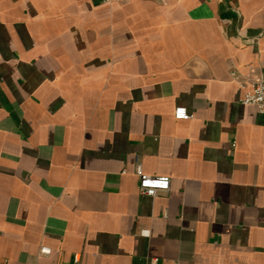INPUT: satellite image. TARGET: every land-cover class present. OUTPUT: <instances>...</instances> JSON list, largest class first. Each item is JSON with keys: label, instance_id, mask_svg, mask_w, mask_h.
Instances as JSON below:
<instances>
[{"label": "crops", "instance_id": "obj_1", "mask_svg": "<svg viewBox=\"0 0 264 264\" xmlns=\"http://www.w3.org/2000/svg\"><path fill=\"white\" fill-rule=\"evenodd\" d=\"M260 79L264 0H0V264H264Z\"/></svg>", "mask_w": 264, "mask_h": 264}, {"label": "built area", "instance_id": "obj_2", "mask_svg": "<svg viewBox=\"0 0 264 264\" xmlns=\"http://www.w3.org/2000/svg\"><path fill=\"white\" fill-rule=\"evenodd\" d=\"M103 3L112 4L125 2L126 0H101ZM243 88V96L241 103L244 105H253L258 111L264 112V79H260L250 85L241 84ZM174 117L178 120H189L193 118L187 109L179 106L174 110ZM135 173L139 178L140 193L150 197H156L159 193H166L171 184V179L168 176H152L143 172L141 164L136 163ZM41 253L49 254L50 249L41 248ZM74 261L79 262V256L75 255Z\"/></svg>", "mask_w": 264, "mask_h": 264}]
</instances>
